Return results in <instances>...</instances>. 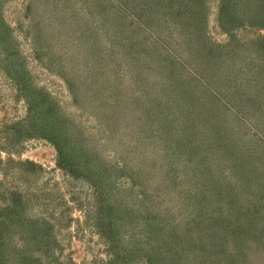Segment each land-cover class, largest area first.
Masks as SVG:
<instances>
[{"label": "rangeland", "instance_id": "obj_1", "mask_svg": "<svg viewBox=\"0 0 264 264\" xmlns=\"http://www.w3.org/2000/svg\"><path fill=\"white\" fill-rule=\"evenodd\" d=\"M90 1L0 0V19L11 31H8L9 40H1L4 34H0V148L1 143L8 144L6 135L14 133L13 122L26 113L23 98L26 83L46 91L59 102L62 116L75 122L82 143L92 149L91 154L98 155L106 168L116 169L127 163L131 174L132 170L153 169V159L141 166V153L156 155L160 146L172 144L161 142V135L167 141L182 135L190 138L196 131L202 135L206 126L215 136L217 130H225V120L213 118L214 115L210 123L205 120L207 110L201 104H207L212 95L216 101L218 95L221 98L224 95L226 102L239 100L236 102L242 105L245 102L240 100L245 98V93H254L251 86L244 85L259 69L254 63L264 64V0H229L226 12L221 15V0H184V19L176 22L174 14L167 12L169 0H156V5L162 8L158 14L167 13L166 18H159L157 25L153 23L161 16L154 18L152 0L144 5L143 0H94L93 16L86 14L81 5ZM61 8L70 15L71 10L75 11L78 25L60 24ZM234 10L238 13L235 22ZM191 23L202 32L198 42L187 29ZM167 53L178 57L180 64L174 58H167ZM10 74L17 75L20 81ZM69 79L76 90L77 105L69 90ZM237 86L247 91L233 99L229 92ZM229 106L224 114L230 135L235 132L232 139L237 152L223 155V150L205 141L196 147L195 154L199 150L208 158L207 163L225 195L234 191L242 193L245 189L254 199L250 202L258 203L259 196L264 197V188H260L261 179L264 181V122L249 114L237 121L233 117L236 106L231 103ZM224 111L220 108L219 115ZM263 113L264 110L258 112ZM147 142L146 152L143 143ZM14 151L10 155L14 161L30 160L39 167L32 171L17 162L4 165L8 154L0 149V204L11 199L12 191L21 192L25 217L38 219L36 225L43 219L48 236L57 240L50 243L52 249L48 255L44 248L37 251L38 264H108L113 255L107 253L105 241L87 215L94 202L91 184L59 168L57 151L46 140L36 137L22 140L17 152ZM193 161L184 159L178 165L180 173L183 167L195 166ZM185 162L187 165L183 166ZM133 163L141 168L133 165L132 169ZM147 174L151 175L149 171ZM118 186L117 199L123 194L124 208L132 213V178L126 176ZM186 208L176 220L181 217L189 220ZM261 213L264 214V208ZM225 219L221 223L224 226L228 221L224 222ZM247 226L251 237H255L254 243L246 238L244 244H238L246 252L247 262L235 264H264V245L260 243L261 237L264 238L261 231L264 223L260 224V231H255L253 224ZM127 229V232L119 229L124 240L117 247L119 257L124 256L127 247L132 248V225ZM24 242L27 243L26 237L18 241V246ZM224 247L225 250L217 251L219 258H214L213 264H221V258L225 259L234 250L233 244Z\"/></svg>", "mask_w": 264, "mask_h": 264}, {"label": "trees", "instance_id": "obj_2", "mask_svg": "<svg viewBox=\"0 0 264 264\" xmlns=\"http://www.w3.org/2000/svg\"><path fill=\"white\" fill-rule=\"evenodd\" d=\"M147 1L143 0L142 4L144 5ZM183 1H181V4L180 0L168 1L170 9L167 12L174 14L173 19L175 22L176 20L180 21L181 18L184 19L182 15L184 13L183 9H185L182 7ZM256 1L259 2L260 0ZM228 2L229 0H221L219 4L220 15L224 11L226 12ZM150 4L154 5V18L158 15L161 16L153 23L157 25L160 21L159 18H166L167 13L160 12L158 14V11H161L162 8L156 5V0H152ZM81 5L86 14L93 16L91 13L96 7L94 0H91L89 4ZM55 8L58 9L57 6ZM60 10L63 14L62 18H58L60 24L78 25L79 17L76 16L75 11L71 10L72 15H70L63 8ZM53 15L55 19H53V22H56V13H53ZM150 16L153 19V15ZM236 16H238V13L234 10V17H232L234 22L238 19ZM186 22L189 23L190 21ZM8 29L10 28L8 25H4L1 18L0 34H4L1 40H9ZM187 29L192 39L197 42L201 40V38L198 40L197 38L203 36L202 32L196 29L194 23L189 24ZM195 54L198 55V53ZM166 56L167 58L176 59L177 62L175 63H179L178 57H174L173 54L167 53ZM50 61L55 65L53 60ZM255 63L254 65L259 66V69L255 70L254 75L252 74L253 79L246 80L244 85L251 86L250 89L254 93L249 90L252 94L247 95L245 93L247 90L244 91L239 86L235 87L234 91L229 92L233 99L236 95L245 93V98L240 100V102H245L244 104L239 105L236 102L239 100H234V102L229 99H227V103L225 96L223 95L221 98L218 94L219 101H216V98L212 95L211 98H208L207 104L203 102L201 104L202 108L207 110L205 120L210 123L214 115L213 118L225 120L226 129L217 130L215 136L214 133L209 131L210 128L206 126L202 130L204 132L202 135L200 134L201 131H196L191 133L190 138L182 135L176 139L171 137L167 141H165L166 136L161 135L164 134V131H161L160 141L162 140L161 142L165 144L166 142L172 144L170 146H160L159 152L156 153L158 156L153 153H141V166L146 165L147 162L153 159L154 167L151 171L148 170L151 175H148V171H142V169L132 170L131 174L127 170V163L121 164L116 169L114 167L106 168L98 155L91 154L92 149L82 143L84 141L80 139V134L75 128V122L62 116L60 113L62 108L59 102L46 91L31 88L26 83L24 85L26 92L23 96L26 113L20 119L12 121L13 130L11 132L14 133L7 134L5 137L8 144L1 143L0 149L8 154L4 165L17 162L24 165V168L31 170L37 166L33 161H14L10 157L12 152H15L14 150L17 152L22 140L29 138L36 137L51 143L57 151L58 167L63 171H67V174L74 178L86 179L93 187L94 202L89 207L87 215H90L93 227L105 241L107 253L113 255L108 264L111 261L116 264H213L214 258H219V256L216 257L217 251L225 250L224 245L226 244H233L234 250L230 251L231 253L225 259L221 258V264L225 262L235 264L237 261L246 263V252L238 244H244L246 238L250 240L249 242L254 243L255 237H251V230L247 223L255 225V231H260V224L264 223V214L261 213L264 208V197L260 195L259 199L255 198L258 199V203H252L250 201H254V199L248 196L245 189L242 190V193L234 191L227 192L225 195L222 187H219V179L211 171L209 162L207 163L208 158L204 156L205 154H200L199 150L195 154V150L202 142L206 141L208 143L210 141L212 146L223 150L221 153L223 155L225 153L230 154L232 151L237 152L232 139L235 132L232 136L230 135L228 118L224 114L227 109L229 111L230 103L232 106H236V109H233V113H235L233 117L237 121L239 119L243 120L242 116L249 114L251 115L249 117L257 115L260 117V121L264 122V113L258 114V112L264 110V64L263 62ZM12 70L15 69L12 67ZM14 74L10 75L20 81V78ZM251 81H253L252 84ZM70 85L69 90H71L73 102L75 103L77 99L76 90L71 83ZM238 90L242 92H238ZM19 96L21 95L19 94ZM157 103L161 104V102ZM75 104L77 105V103ZM220 108L223 111L225 110L222 115H219ZM153 109L154 107L148 113L153 114ZM243 110L246 112L245 114H243ZM98 112L100 113V109ZM231 124L233 125V122ZM168 125H171V123ZM142 126L146 129L144 124ZM213 127L212 124L211 128ZM146 130L148 131V129ZM200 139L201 142H199ZM148 141L150 140L148 139ZM143 144L146 146L145 151L147 152L149 142ZM145 154L146 157L143 158ZM159 157L170 158L162 160ZM184 159L187 162L194 160L193 164L195 166L188 169L183 167L180 173L178 165ZM175 160L177 164H175ZM133 165L141 168L137 163H133L132 169ZM186 165V162L183 163V166ZM217 165L220 167V164ZM183 170L185 171L184 175H182ZM126 176L132 178V213L127 207L124 208L126 200H124L123 194L120 195L121 199L116 197L120 189L118 185ZM261 183L264 185L262 179ZM262 184L260 188H264ZM10 195L11 199H7L0 204V264H38L40 255L37 254V251L44 248L43 252L48 255L52 249L50 243L57 240L55 237L52 239L48 236L49 232L43 219H39L41 222L36 225L35 221L38 219L25 217L24 204L21 199L24 195L21 192L12 191ZM185 208L188 211L189 220L186 221L182 217L181 220H176V216H181ZM223 218H226L224 222L228 220L225 226L221 224ZM239 219L243 220L240 221ZM131 225L132 248L127 249V247L124 256L119 257L117 247L124 241L121 240L123 232L119 229H125L127 232V227ZM261 231L264 232V230ZM24 237H26L27 243L24 242L23 246H18V241L24 240ZM29 243H33V245L27 246ZM260 243L264 245V238L261 237ZM208 257H210L209 260ZM102 264H107V262Z\"/></svg>", "mask_w": 264, "mask_h": 264}]
</instances>
